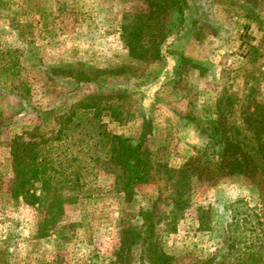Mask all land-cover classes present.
<instances>
[{
  "label": "rangeland",
  "instance_id": "obj_1",
  "mask_svg": "<svg viewBox=\"0 0 264 264\" xmlns=\"http://www.w3.org/2000/svg\"><path fill=\"white\" fill-rule=\"evenodd\" d=\"M195 1L189 2L190 12L171 19L180 35L164 48L181 60L166 63L128 56L122 16L144 6L140 0H0V264H146L139 260V247L122 250L119 243L123 228L141 227L145 211L152 212L158 248L181 264L217 256L223 264H235L227 255L234 230L226 226L232 216L245 220L240 225L247 243L259 234L257 217L264 222V207L243 177L213 184L193 180L184 197L190 199L187 207L180 211L174 205V173L205 143L191 118L210 120L216 102L231 97L228 119L242 123L246 109L264 104V0ZM189 15L203 20L192 32L185 31ZM204 20L213 27H204ZM189 61L202 69H192ZM68 66L116 72L94 83H75L56 73ZM95 93L110 97L106 103L120 107L123 121L107 113L97 120L90 112H78L62 140H54L59 124L43 111L62 105L56 114L69 115L71 104ZM66 94L70 98L62 103ZM142 115L152 120L145 148L153 168L150 181L127 199L102 161L105 154L97 152L102 150L97 135L138 136ZM38 126L49 139L45 150L50 152L43 154L53 162L47 165L51 175L60 179L54 171H66L65 160H74L71 170L80 172L82 186L61 191L77 201H67L55 217L54 210L42 206L39 183L27 186L26 200L11 195V141ZM198 209L206 215V231H198Z\"/></svg>",
  "mask_w": 264,
  "mask_h": 264
},
{
  "label": "trees",
  "instance_id": "obj_2",
  "mask_svg": "<svg viewBox=\"0 0 264 264\" xmlns=\"http://www.w3.org/2000/svg\"><path fill=\"white\" fill-rule=\"evenodd\" d=\"M140 1L144 6L133 12H125L122 16L121 34L126 42L128 56L133 61L164 62L165 52H167L164 49L165 44L170 38L180 35L179 30H172L171 19L183 15L185 11L190 12V0ZM192 1L196 2L195 0ZM195 6L196 3L193 4V8H198V5ZM245 15L247 19H250V10H247ZM188 19L191 25L185 31L190 30L192 32L193 25L203 22L201 18L194 15H189ZM202 25L206 28L213 27L206 21ZM195 38L198 39L197 36ZM168 53L170 54V51ZM171 54H173L175 62L180 63L181 56L175 53ZM189 64L194 70L200 71L202 69L199 64L193 61H189ZM86 68L87 70L82 68L75 70L77 68L74 66L59 67L56 73H64L66 77L72 78L75 83H94L98 81L100 75L116 72L115 68L111 70H99L90 66ZM67 96L68 94L61 99L62 103L69 100L70 97ZM107 98L110 97L95 93L89 94L81 100L77 99L68 109L67 106L64 107L67 110L72 108L69 115H65V113L56 114L62 105L58 109L54 107L44 110L43 115L46 119L54 116V122L59 124L54 140H62L61 137L69 131V124L78 115V112L82 115L90 112L92 119L97 120L103 113H107L112 120L122 122L120 107L107 104ZM112 98H116V96ZM232 105L233 99L231 97L221 98L213 107V118L198 122L191 118L190 121L195 123L205 143L196 149L195 155L189 157L178 171L173 172L176 176L175 185L177 186V198L174 205L178 210H184L189 204L188 196L184 197L193 180L213 184V182L230 176L243 177L254 186L258 194L257 198L264 207V104L257 102L246 109L243 112L242 123L228 119V116L232 115ZM64 118L65 120H63ZM141 119L138 136L126 137L109 134L106 131L97 135L102 144V150L97 152L105 154L102 161L116 175L121 192L127 199H131L139 185L150 181L153 168L151 155L145 148L146 141L153 131L152 120L145 115H142ZM42 128L43 126H38L34 128L33 133L26 132L25 136H16L11 141L10 150L15 169V177L11 183V195L14 197L25 196L26 200L28 197L27 186L39 183L42 192L45 194V202L41 204L44 208L47 206L50 210H54L55 217L60 214L57 209L61 210L60 208L67 201L73 204L77 201V198L61 193L62 189L74 188L76 185L79 188L82 183L80 185L78 181L80 172L71 170L70 165L74 160H70V164L65 160L66 171L59 173L54 171V174L59 175L60 179L56 180L57 177L51 175L47 165H52L53 162L48 161L43 154V152H50L45 150V146L49 144V139ZM25 137L28 140H25ZM36 138L39 139L38 142L35 140ZM79 142L88 146L86 140L82 141L81 139ZM96 161H100V159L97 158ZM165 172L170 173L167 169ZM74 174L77 180H72ZM30 203L33 204V202ZM200 212L201 210L198 209L196 220L198 221V231L202 232L207 230V219H205L206 215L199 214ZM141 213L143 215L141 227L122 229L119 241L120 249L129 250L133 246L139 247L141 263L181 264L176 262L175 257L167 254L156 245L153 233L154 225L151 220L152 212ZM257 219L256 225L262 228L255 238L248 239L249 243L246 242L247 239L242 236L241 231L240 222L245 220H239L238 217L232 216L231 224L226 226V229L232 230L233 228L234 230L230 237L231 245L227 255L233 256L235 264H264V222L258 217ZM55 223L53 221L51 225ZM254 233L256 232L253 230L251 235ZM243 240L244 246L241 249ZM206 259L196 264H223L222 256Z\"/></svg>",
  "mask_w": 264,
  "mask_h": 264
},
{
  "label": "crops",
  "instance_id": "obj_3",
  "mask_svg": "<svg viewBox=\"0 0 264 264\" xmlns=\"http://www.w3.org/2000/svg\"><path fill=\"white\" fill-rule=\"evenodd\" d=\"M173 39L176 40L177 37H173ZM173 39H172V40H173ZM170 41H171V40L169 39L168 42H167V44H170ZM165 46H166V44H165ZM165 46H164V47H165ZM164 49H165V48H164ZM165 53H166V55H165V60H164V62L168 63L167 60H169V58H170V59L173 58L174 56H173V54H171L172 52H170V54L167 53V52H165ZM194 62H195V61H194ZM195 63H196V62H195ZM173 70H174V69H173ZM174 71H175V70H174Z\"/></svg>",
  "mask_w": 264,
  "mask_h": 264
}]
</instances>
